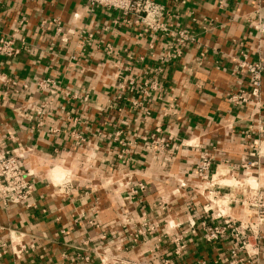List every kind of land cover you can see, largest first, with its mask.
Returning a JSON list of instances; mask_svg holds the SVG:
<instances>
[{
  "label": "crops",
  "instance_id": "0c3cea01",
  "mask_svg": "<svg viewBox=\"0 0 264 264\" xmlns=\"http://www.w3.org/2000/svg\"><path fill=\"white\" fill-rule=\"evenodd\" d=\"M157 1L168 2L172 21L196 37L182 57L166 59L161 37L140 35L118 12L87 0H0V39L21 47L16 57L0 55V73L19 83L15 89L0 82V149L21 153L35 186L34 207L0 203V240L29 245L20 258L1 256L0 264H229L228 244L206 243L202 222L218 223L219 209L259 221L260 208L250 197L264 202V75L260 107L256 101L238 105L232 97L252 90L247 73L233 72L241 53L264 63V41L255 28L264 0L223 6L220 0ZM131 74L141 82L157 78L161 91L140 106L132 105L133 97L119 100V81ZM41 77L56 79L59 87L41 91ZM169 104L176 114L164 116ZM158 125L198 147L155 151L147 138ZM119 129L136 141L126 163L113 140ZM73 131L85 140L79 143ZM206 151L213 156L214 185L196 169ZM211 191H220L219 198ZM142 221L158 225L160 234L183 233L187 249L176 256L169 238L155 237L131 248L130 235ZM259 231L264 235V219ZM259 246L247 264H264V239ZM77 255L90 258L72 262Z\"/></svg>",
  "mask_w": 264,
  "mask_h": 264
},
{
  "label": "built area",
  "instance_id": "2783aa9c",
  "mask_svg": "<svg viewBox=\"0 0 264 264\" xmlns=\"http://www.w3.org/2000/svg\"><path fill=\"white\" fill-rule=\"evenodd\" d=\"M230 0H220V5H225ZM89 5L93 8L102 7L118 12L120 18L127 25V27L139 29L140 35H152L153 37L159 36L165 41V58L170 60L174 57H182L185 48L189 43L196 41V37L186 31L185 29L176 26V23L172 21L171 9L168 2L163 3L157 0H87ZM185 2V0H184ZM56 25V32L63 31V26L59 18L53 19ZM118 23V21H115ZM48 24L47 20H43L41 25ZM255 28L260 35L261 41H264V17H258L255 20ZM92 38L93 34L82 33L81 38ZM243 45V42L240 43ZM153 43L151 44V46ZM106 51L112 53L114 47L112 44L106 45ZM21 53V47L15 45L14 41L7 38L0 39V55L5 57H16ZM134 60L135 58L132 57ZM144 57L138 58L136 61H143ZM234 73H247L250 77L251 94L247 91H241L235 93L232 100L238 105H247L252 101H256V104L261 105L257 101L261 90L262 79L264 75V63L262 61L251 60L246 52L241 53L238 62L233 68ZM0 82L9 84L13 88L17 89L19 83L16 79L8 77L4 73H0ZM58 81L50 77H41L37 79V85L41 91L56 90L59 85ZM162 89V84L157 78H148L144 81H139L137 75L131 74L127 78L119 81L118 99L126 97H133L132 105H142L141 101H145L153 94L159 93ZM142 95V100L135 95ZM69 95V94H68ZM87 99V98H85ZM257 105V106H258ZM42 109H38L35 119L38 121V126L42 127L44 124V115L46 113V105L41 106ZM124 107H118L119 111H122ZM150 114V111H147ZM176 114L174 104H169L166 108L164 116ZM78 138V142H82L85 139L76 134L75 131L71 133ZM176 134L162 125L156 126L147 138V145L160 153H178L184 146L191 148L198 147L192 139H185L177 141ZM113 140L117 142L121 150L119 151L118 158L126 163L128 162V156L131 153V149L136 144L134 140H127L123 137V130H117L113 135ZM21 153H12L10 151L0 149V203L3 207H7L11 204L24 205L27 207H34V201H31L35 186L30 179L31 172L26 169L22 163ZM251 163H245L243 167L248 169ZM213 156L210 152L203 153L202 158L196 165L198 173L205 179L208 184L212 183L213 176ZM214 185V184H213ZM138 188L143 190L146 188L145 183L140 182ZM211 193L219 198L220 191H211ZM215 193V194H214ZM255 203L259 206L258 212L259 221L256 223L248 222L245 220H238L232 216L225 215L220 209L218 210L219 219L218 223H212L204 220L202 222L201 234L203 240L208 244H216L220 241H225L228 244V257L229 264H247L250 257L258 254L259 245L264 239L259 231L260 223H263L264 219V202L258 199V196H251ZM219 200V199H217ZM252 203V202H251ZM217 204V203H216ZM166 207L163 206V209ZM197 213V212H196ZM199 219V213L195 214ZM191 227L196 226L195 217L190 220ZM158 225L150 224L148 221H142L136 226L135 230L130 235L131 248L140 245L142 242L149 238L155 237L158 242L163 239L169 238L175 245L173 253L179 256L187 249V242L183 233H174L169 235L167 233H159ZM105 238V236H103ZM29 245L21 241L5 242L0 240V257L12 253L16 258H20L24 253L28 252ZM121 249V248H119ZM88 260L89 256L77 255L74 256L71 261L76 262L78 259ZM169 260L166 261L168 263ZM199 264H221L220 259H214L209 261L202 259L198 261Z\"/></svg>",
  "mask_w": 264,
  "mask_h": 264
}]
</instances>
